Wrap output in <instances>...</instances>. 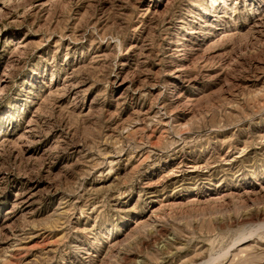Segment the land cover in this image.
I'll return each instance as SVG.
<instances>
[{"label":"rangeland","instance_id":"obj_1","mask_svg":"<svg viewBox=\"0 0 264 264\" xmlns=\"http://www.w3.org/2000/svg\"><path fill=\"white\" fill-rule=\"evenodd\" d=\"M0 264H264V0H0Z\"/></svg>","mask_w":264,"mask_h":264}]
</instances>
